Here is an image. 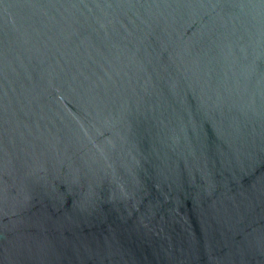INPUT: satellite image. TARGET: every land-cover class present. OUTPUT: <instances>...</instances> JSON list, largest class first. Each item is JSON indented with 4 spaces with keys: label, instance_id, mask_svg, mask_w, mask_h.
<instances>
[{
    "label": "water",
    "instance_id": "obj_1",
    "mask_svg": "<svg viewBox=\"0 0 264 264\" xmlns=\"http://www.w3.org/2000/svg\"><path fill=\"white\" fill-rule=\"evenodd\" d=\"M0 264H264V0H0Z\"/></svg>",
    "mask_w": 264,
    "mask_h": 264
}]
</instances>
